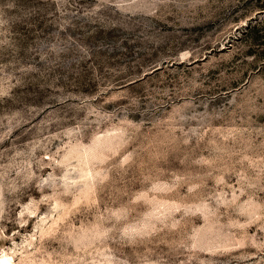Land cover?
<instances>
[{
    "label": "rangeland",
    "instance_id": "1",
    "mask_svg": "<svg viewBox=\"0 0 264 264\" xmlns=\"http://www.w3.org/2000/svg\"><path fill=\"white\" fill-rule=\"evenodd\" d=\"M0 264H264V0H0Z\"/></svg>",
    "mask_w": 264,
    "mask_h": 264
}]
</instances>
